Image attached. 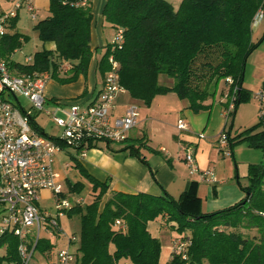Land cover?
<instances>
[{"label": "trees", "instance_id": "obj_1", "mask_svg": "<svg viewBox=\"0 0 264 264\" xmlns=\"http://www.w3.org/2000/svg\"><path fill=\"white\" fill-rule=\"evenodd\" d=\"M79 1L50 0V15L39 21L35 30L44 44L54 43L56 49L35 53L32 63L11 60L28 37L9 32L2 38L0 56L13 74H43L47 80L63 85L87 77L93 58V13L91 0L84 7L75 5ZM261 8L264 0H183L177 10L166 0H107L102 9L103 24L115 33L121 31L124 42L121 46L110 43L105 47L99 72L102 76L107 74L111 68L109 58L113 56L119 64L120 84L132 98L149 106L156 96L173 92L194 113L212 108L216 87L224 81V89L229 88L226 108L235 97L231 114L234 118L237 107L250 97L242 85L246 62L258 46L252 41V26ZM16 19L10 21L13 29ZM162 75L173 79V86L161 85ZM209 101L212 103L207 104ZM227 136L231 150L248 143L264 152L261 117L253 126ZM99 145L90 144L89 148ZM106 145L109 147L110 143ZM128 149L144 161L139 149ZM72 161V167L88 180L93 198L85 206L76 205L67 212L69 217L78 216L81 222L80 233L73 234L78 238L72 243L78 245L73 253L75 264H160L162 244L152 236L148 224L165 216L177 224L175 229L181 237L188 236L191 241L186 258L174 255L169 264H264V162L249 165V184H240L245 194L242 201L203 213L201 200L192 191L184 192L178 199L165 191L159 197L112 192L102 208L109 184L93 178L76 156H72ZM69 188L80 194L85 184L69 183ZM117 221L123 227L117 226ZM18 245L13 235L2 237L0 249L6 246L7 255L0 257V264L3 259L20 264ZM51 248L48 241L40 240L36 252Z\"/></svg>", "mask_w": 264, "mask_h": 264}, {"label": "crops", "instance_id": "obj_2", "mask_svg": "<svg viewBox=\"0 0 264 264\" xmlns=\"http://www.w3.org/2000/svg\"><path fill=\"white\" fill-rule=\"evenodd\" d=\"M9 1L13 3L11 0ZM106 1L91 0L93 13L91 47L93 58L87 77L79 78L84 80V84L77 85L75 82L59 86L50 84L49 81L51 80H48L45 92L47 99L46 108L51 109L53 103L57 101L62 102L65 109H68L72 103L88 105L101 92L105 76H102L98 69L100 62L98 58L99 49L106 47L114 39L110 40L107 37L109 33L106 32V28L109 27L103 24L102 9ZM31 6L33 7V12H30L26 7L22 9L31 14V19L34 21L32 34L38 35L35 26L39 21L46 19L50 15V0H31ZM0 14H4V12L0 11ZM20 15L19 11L15 28L13 29L12 24H10L6 34L17 32L30 40L31 33L29 29L22 25V21L19 22ZM111 30L115 35V30ZM252 41L258 46L246 62L242 85L244 91L250 97L247 102L237 107L234 118L227 114V108L225 107L226 102L229 100V88L224 89V81H221L216 87L214 102H207V104L212 103V108L200 113H194L190 110L188 103L181 100L173 92L156 96L152 104L147 106L141 101L132 98L130 93L125 91L117 95L112 115L114 118H120L125 115L127 108L131 104L139 106L138 125L130 131L127 141L130 144L127 145L124 142L126 145L113 148L111 144L108 147L106 143H103V145L100 143L98 147L88 149L84 153H78L77 149L64 147L61 152L69 153L68 150H72L75 153L72 156L74 155L79 159L80 163L93 178L109 184L110 190L103 199L102 208L112 192L130 195L146 193L159 197L165 191L174 199H178L184 192L192 191L201 200V211L203 213H212L232 207L244 199L245 194L241 190L239 180L241 177L247 178L249 167L247 170L244 169L242 171L241 177L234 176L235 171L231 160L225 157L229 153L234 155V149L231 150L228 145L221 148L220 135L225 132L227 135L230 133L231 136H235L242 131L238 130L239 127H247L246 125H249V123L253 126L259 120L260 103L256 99V95L262 92L264 81V20L252 26ZM41 47L42 50L54 51L56 49L54 43H43ZM22 49H17L12 54L11 60L21 64H29L27 60L29 58L33 59L35 54L25 55L24 59L21 60ZM159 80H161V77ZM18 102L26 110L30 109L28 108L30 106L23 105L19 99ZM254 103L256 104L252 105ZM60 116H64V113H60ZM38 117L39 113L33 114V124L39 128L37 129L39 132L54 140L63 136L62 130L61 135L50 136L47 134L45 128L39 123ZM239 120V127L237 128V121ZM180 121H184L187 124L185 130L178 128ZM202 135L203 137H201ZM134 141H137V143ZM131 147L139 149L140 156L145 162L133 156L131 149L127 150V148ZM186 148L195 150L196 167L200 170L213 171L218 182H202L199 174L190 172V168L184 160V150ZM57 154L54 170L59 174L61 184L64 176L59 170L60 164L57 160ZM65 167L69 168V165L66 164ZM234 179H237V184L232 181ZM65 180L68 184L83 183L82 181L72 182L67 177H65ZM49 192L51 191L43 190L40 194L39 206L41 210H43L41 207L43 194H50ZM90 192L91 188L88 189L87 193L90 194ZM80 199L83 201L81 205H84V198L81 197L76 200V204L72 208L78 205ZM172 226L174 227L172 228ZM176 227V223L169 222L168 216L148 224V229L152 236L158 238L162 244L160 264H169L174 256L175 240L181 237L176 231ZM61 239L62 236L54 234L44 235L41 240L48 241L52 248L45 252L37 251V256V252L35 253L33 259L37 261V264H55L57 262L60 250H54L53 247ZM76 247L77 244H70L68 240L66 241L65 249L75 253ZM0 250H3L0 257L7 255L6 246H3ZM122 264L131 263L124 261Z\"/></svg>", "mask_w": 264, "mask_h": 264}, {"label": "built area", "instance_id": "obj_3", "mask_svg": "<svg viewBox=\"0 0 264 264\" xmlns=\"http://www.w3.org/2000/svg\"><path fill=\"white\" fill-rule=\"evenodd\" d=\"M15 10L0 15V42L6 35L10 21L26 7L33 12L31 0H11ZM89 0H80L76 6H86ZM264 20V8L254 17L253 25ZM124 35L115 33L112 44L121 46ZM33 59L29 58L28 63ZM110 70L98 97L88 105L72 103L68 109L62 102L53 103L46 108L45 96L47 79L43 74L34 76H17L12 73L8 64L0 56V240L11 234L19 241L18 253L20 264H31L38 242L44 235L66 236L61 228L60 217L66 214L72 205L63 194L60 176L54 170L56 154L64 147L79 149L81 153L90 149L95 143H124L129 133L138 125L139 106L131 104L123 117L114 118L112 110L119 93L126 90L120 84L119 64L113 56L109 58ZM63 69L66 70V67ZM233 84V81L230 80ZM238 91L236 87L234 94ZM8 93V95H6ZM20 95L30 102L26 110L18 102L13 103L9 94ZM235 97L229 103L227 114L235 110ZM260 103L259 117L264 120V93L256 95ZM46 111L47 116L63 131V136L54 140L39 132L33 126V114ZM64 113V116H60ZM178 128L185 130L187 124L180 121ZM203 137V135L201 136ZM228 143L224 132L220 135V146ZM184 160L192 174H199L201 181L216 183L218 179L211 170H200L196 167V152L192 148L184 150ZM43 190L51 191L57 199L58 215L53 217L48 211L40 209L39 202ZM82 199L78 205L82 204ZM116 225L123 227L120 221ZM70 244L78 240L76 235L67 236ZM191 245L188 237H180L174 243V255L186 258L187 248ZM74 254L69 249L60 250L55 264H70Z\"/></svg>", "mask_w": 264, "mask_h": 264}, {"label": "rangeland", "instance_id": "obj_4", "mask_svg": "<svg viewBox=\"0 0 264 264\" xmlns=\"http://www.w3.org/2000/svg\"><path fill=\"white\" fill-rule=\"evenodd\" d=\"M168 1L170 4H172L174 6V8L179 9L181 3L183 2V0H166ZM15 10V6L14 3H11L9 0H0V11H3L4 14L8 15L10 13H12ZM19 13V12H18ZM20 18H19V22L22 21V25L25 26V28L29 29L30 31V36L31 39L27 40L25 42V44H23V46L21 48L22 52L20 54V58L21 60L24 59L25 55H31V54H35V52L42 50L41 45L43 44V42L40 40V38L38 37V35H34L32 34V27L34 24V21L31 19L32 16L31 14L27 13V11L24 9L20 10ZM18 17V16H17ZM111 28H106V32L109 33V36L107 34V37L111 40L114 38V34L111 32ZM20 48V49H21ZM19 49V50H20ZM106 54V48H101L99 49V56L98 58L101 60L103 58V56ZM50 84H54V85H59L62 86L63 84H60L54 80L49 81ZM77 85H81L84 84V80L83 79H79L77 82ZM160 84L163 86H173L174 84V80L169 78L168 76L162 75L161 76V80H160ZM214 88H212L213 90ZM8 95V93L6 94ZM9 99L11 102L16 103L17 100L16 98H18L21 103L25 106H30V102L28 103V100L25 99L24 97L17 95L15 97V95H13L12 93L9 94ZM256 103L252 104L255 105ZM28 107V108H30ZM255 107V106H254ZM48 109V108H47ZM38 121L39 123L45 128L46 133L49 134L50 136H57V135H61V129L51 120V118L49 116H47L46 111H43L41 113H39V117H38ZM52 122V123H51ZM240 122L237 121V123ZM247 127H251L252 125H246ZM239 127V123L237 124V128ZM247 127H242V128H247ZM242 128H238V130H244ZM135 143H137V141H134ZM127 145L130 144L128 142H126ZM126 143H112L111 146L113 148H118L121 146L126 145ZM103 145V143L101 144ZM69 153H65V152H59L57 154V160L59 161V170L62 173V175L64 176V179L61 181V184L63 186V193L66 196V200L70 203V205H75L76 204V200L83 197L84 198V206L86 204H88L89 202L92 201V196L91 194H88V189L91 188L88 180H86L85 178H83L80 173L74 168L72 167L73 161H72V154L75 155V153L72 150H68ZM234 153V157L232 156L231 153L227 154L225 157L227 159L231 160V164L234 168V176H240L243 174L242 171H244V169L247 170V168L249 167L250 164H259L264 162V152L259 150V149H255V148H251L248 143H241L238 144L234 147L233 150ZM68 164L69 168H66L65 165ZM65 177L70 178V180L72 182H77V181H82L85 184V189L83 190L82 194H78L76 192H71L70 188H69V184L68 182L65 180ZM234 183H238L237 179L232 180ZM239 183L242 186H246L248 185L249 181L247 178H243L241 177L239 180ZM48 193H44L43 194V199L41 201V207L43 210L48 211L53 217H57L58 215V203H57V199L56 197L49 192ZM60 221H61V228L63 230V232L66 234V236H62V239L59 241V243L57 245H55L54 250H61V249H65L66 248V241L68 240L67 236H71L73 234H79L80 233V229H81V222H80V218L78 216H73V217H69L68 214H64L60 217ZM246 233V232H245ZM54 237V236H53ZM78 247V245H77ZM76 247V248H77ZM75 248V247H74ZM3 250H0V255H2ZM38 255V252L36 253V256ZM73 263H76V256L73 257ZM1 264H16L14 262L10 263L8 260H2ZM31 264H37V261L35 259H33L31 261Z\"/></svg>", "mask_w": 264, "mask_h": 264}]
</instances>
